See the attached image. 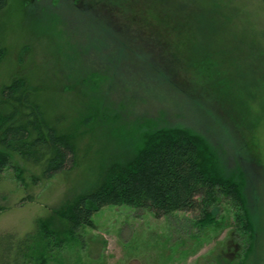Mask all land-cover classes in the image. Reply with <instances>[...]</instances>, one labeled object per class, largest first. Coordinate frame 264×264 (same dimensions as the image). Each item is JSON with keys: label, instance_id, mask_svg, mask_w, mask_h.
Returning <instances> with one entry per match:
<instances>
[{"label": "rangeland", "instance_id": "374dc122", "mask_svg": "<svg viewBox=\"0 0 264 264\" xmlns=\"http://www.w3.org/2000/svg\"><path fill=\"white\" fill-rule=\"evenodd\" d=\"M0 117L39 133L48 124L74 149L72 167L45 179L40 163L0 146V232L62 229L55 214L150 126L200 135L243 182L252 244L222 195L205 227L196 211L108 204L47 264H264V0H7Z\"/></svg>", "mask_w": 264, "mask_h": 264}, {"label": "trees", "instance_id": "16d2710c", "mask_svg": "<svg viewBox=\"0 0 264 264\" xmlns=\"http://www.w3.org/2000/svg\"><path fill=\"white\" fill-rule=\"evenodd\" d=\"M6 3L0 0V11ZM35 130L31 120L4 124L0 117V146L40 163V175L45 179L70 169L74 162L71 142L45 123L41 133ZM140 137L131 156L112 164L91 191L55 214L62 229L42 222L34 234L18 236L1 231L0 264H47L55 260L54 255L67 243L80 241V229L91 226L92 215L108 204L148 208L156 217L196 211L194 224L205 227L214 222L210 207L218 195L228 198L236 228L252 244L254 223L243 182L240 176H228L220 170L215 153L200 135L178 125H158L147 127ZM8 163V154L0 149V177Z\"/></svg>", "mask_w": 264, "mask_h": 264}]
</instances>
